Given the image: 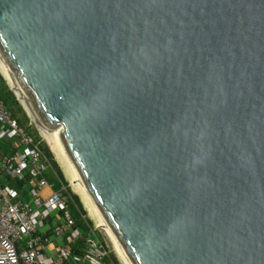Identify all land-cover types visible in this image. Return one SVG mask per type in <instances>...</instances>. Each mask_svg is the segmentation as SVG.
<instances>
[{"label":"water","instance_id":"1","mask_svg":"<svg viewBox=\"0 0 264 264\" xmlns=\"http://www.w3.org/2000/svg\"><path fill=\"white\" fill-rule=\"evenodd\" d=\"M0 59L131 264H264V0H0Z\"/></svg>","mask_w":264,"mask_h":264},{"label":"built area","instance_id":"2","mask_svg":"<svg viewBox=\"0 0 264 264\" xmlns=\"http://www.w3.org/2000/svg\"><path fill=\"white\" fill-rule=\"evenodd\" d=\"M49 169L40 140L0 99V264H114L97 229L77 225L71 196L54 189Z\"/></svg>","mask_w":264,"mask_h":264},{"label":"bare ground","instance_id":"3","mask_svg":"<svg viewBox=\"0 0 264 264\" xmlns=\"http://www.w3.org/2000/svg\"><path fill=\"white\" fill-rule=\"evenodd\" d=\"M0 72L3 75V77L5 78V80L7 81V83L9 84V86L11 88H13L15 94L18 96L19 100L23 104L27 113L33 119V116L30 114L31 110H30L28 104L24 100V98H23L21 92L18 90L11 74L9 73L8 69L6 68V66L4 65V63L1 59H0ZM39 127L41 129V132L45 136L51 151L53 152L57 161L59 162V164L63 168V171H64L66 178L69 180V182L72 184L73 188L80 195L82 203L85 207V210H87L88 215L95 222L96 227L103 229L108 234V236L111 238V240H112V242H113V244H114V246L118 252V255L121 259V262L123 264H131L129 262L128 258L126 257V255L124 254L122 248L117 243L116 239L114 238V236H113L112 232L110 231V229L108 228L107 224L104 222V220H103L102 216L100 215V213L98 212L95 204L92 202V200L88 196L87 192L84 190L83 186L81 185L80 181L78 180L77 173H76L73 165L71 164L68 156L66 155L64 149L62 148V145L59 141V137H58L56 131L55 130L50 131V130H47L41 126H39Z\"/></svg>","mask_w":264,"mask_h":264},{"label":"rangeland","instance_id":"4","mask_svg":"<svg viewBox=\"0 0 264 264\" xmlns=\"http://www.w3.org/2000/svg\"><path fill=\"white\" fill-rule=\"evenodd\" d=\"M0 78L1 80H3L4 85L7 87V89L9 91L12 92L13 96L16 99V95L14 93V91L10 88L9 84L7 83V81L5 80V78L3 77V75L0 72ZM17 100V99H16ZM12 110L15 114V116L21 121V123L23 124L22 126H24L25 128H27L29 130V132L37 139L40 140L41 145L45 148L48 149L49 153L51 154V157L53 158V160L56 162L59 170L61 171L62 175H63V180L64 182L67 183V187L69 188V192L70 194L73 196H76L78 198V202H76V200L73 198V205L69 206V210L72 211V214L74 215V217L77 219L79 218L78 222H82L84 223V225L89 224L90 226L94 227L97 229V233H98V237L103 239L107 246L108 249L110 250V254L117 259V261L119 262V264H123L121 262V259L118 255V252L111 240V238L108 236V234L101 228L96 227L95 222L92 220V218L88 215L87 210H85V207L82 203L81 197L78 194V192L73 188L72 184L69 182V180L66 178L63 168L61 167V165L59 164V162L57 161L55 155L53 154V152L51 151L48 142L45 138V136L43 135V133L41 132V129L39 127L38 124L35 123V121L30 117V115L27 113V111L25 110V108L23 107V104L21 103V101L17 100V105H12ZM51 176L53 178L57 179L60 181V178L58 177L57 172L53 169L51 171ZM50 181V180H49ZM51 183H54L53 180L50 181ZM16 185V184H15ZM77 214H79V216H77Z\"/></svg>","mask_w":264,"mask_h":264},{"label":"trees","instance_id":"5","mask_svg":"<svg viewBox=\"0 0 264 264\" xmlns=\"http://www.w3.org/2000/svg\"><path fill=\"white\" fill-rule=\"evenodd\" d=\"M0 99H1V101L4 103L5 107L9 110L11 116H12L14 119H16L20 125H23V124L21 123V121L15 116V114H14V112H13V110H12V105H17V100H16L15 97L13 96L12 92L9 91V90L7 89V87L4 85V82H3V80H1V78H0ZM31 133H32V132H31ZM41 148H42L44 154L48 157L49 162H50V169H49V172H48V174H47L48 179H49L50 181H51V180L54 181V185H55L56 188H59L61 185H64V186L67 188V191L69 192V188L67 187V183L64 182V180H63V175H62L61 171L59 170V168H58L56 162H55V161L53 160V158L51 157V154L49 153L48 149L45 148V147H43L42 145H41ZM53 169L57 172L58 177L60 178V181L58 180V182H57V179H56V178H53V177L51 176V171H52ZM69 194H70V192H69ZM70 196H71V201H70V203H69V206H72V205H73V202H74V201H73V198L76 200V202L79 203L78 198H77L76 196H74V195L72 196L71 194H70ZM71 213H72V211H71ZM72 216L74 217L73 214H72ZM77 216H79V214H77ZM74 219H75L77 225L80 226L84 231L87 229V227H86V225H84V223H82V222H81V223L78 222V221H79V218L76 219V218L74 217ZM109 256H110V259L114 262V264H119V262L117 261L116 258H114L111 254H109Z\"/></svg>","mask_w":264,"mask_h":264},{"label":"crops","instance_id":"6","mask_svg":"<svg viewBox=\"0 0 264 264\" xmlns=\"http://www.w3.org/2000/svg\"><path fill=\"white\" fill-rule=\"evenodd\" d=\"M54 189H56V187H54ZM52 189L51 188H47L45 191H44V194L45 195H49L51 193Z\"/></svg>","mask_w":264,"mask_h":264}]
</instances>
